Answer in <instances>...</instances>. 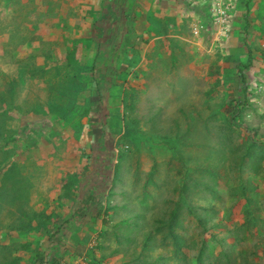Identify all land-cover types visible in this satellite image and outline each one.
<instances>
[{"label": "rangeland", "instance_id": "1", "mask_svg": "<svg viewBox=\"0 0 264 264\" xmlns=\"http://www.w3.org/2000/svg\"><path fill=\"white\" fill-rule=\"evenodd\" d=\"M175 1L193 14L190 32L187 30L190 39L192 36L199 38L208 31L217 34L223 41L231 37H235L236 41H231V38L229 43H225L226 46L214 45L211 48L206 47V41L198 42V51L192 48L186 50L189 44L193 47L195 41H186L185 46L181 41H173L176 49H172V45H163L165 41L160 42L158 51L162 52V56H167L169 52L176 54L177 57L171 60L172 65L178 69L168 72L171 75L163 71L160 75L156 74L158 78L154 79V89H151L150 84L144 87L142 83L136 82L137 75H130L128 70L124 73L122 65L127 55L131 54L125 52L127 45H124L120 54L111 56V60L115 58L117 61H111L104 69L106 74H103L99 84L105 85L98 95L103 97L106 104H96V108L100 109L94 111L88 105L82 108L85 102L83 96L77 98V103L71 99L67 101L65 97L66 104H60L57 112V116H60L56 119L45 118L53 113L56 105L47 101L42 90L45 84L38 78L33 81L36 88L33 86L34 94L30 98H42L39 103L32 101L27 104L21 101L27 97V90L21 94L19 101L0 100V120L6 121L9 115L13 118L11 123L0 127V264H87V251L95 249L100 240L104 241L98 235L101 229L106 228L104 221H110L111 217L113 224L120 221L119 215H113L107 208L127 204L133 213L146 212L148 221L157 217L167 218L170 210L177 206L181 186L185 183L193 188L192 194L201 207L199 213L204 217H214L210 225L204 227L196 215L183 210L185 220L177 228L182 236L190 244L192 241L200 244L204 242L215 252L213 257H219L223 248L231 247L239 256L248 257L250 264H264V225L252 231H242L240 228L245 223L247 210V200L238 190L243 183L248 188L255 184L262 208L258 213L264 217V181L250 175L253 167L251 161H242L245 154L242 144L248 143L244 138L250 133L246 126L233 134L224 133L222 127L225 126L221 127V124L210 120L209 110L222 96L228 95L223 83L235 75V63L244 66L250 63L244 71L245 85H251V91L256 96L255 105L262 118L249 111L247 124L259 126L255 139L264 140V14L263 19L253 16L256 15L252 12L253 7L249 10L246 7L248 0ZM132 7L130 9L134 12ZM243 11L248 12L240 13ZM200 31L196 37L195 33ZM241 34L244 35L243 41L240 39ZM16 37L21 40L19 31ZM133 40L134 37L129 38V41ZM40 43L30 41L28 44H32L31 47L37 44L39 51ZM235 43L240 46L235 49L231 47L228 52V45L235 46ZM129 47L140 51L142 49L133 44ZM36 52L28 49L18 55L31 53L33 58ZM239 52L245 53V56H238ZM228 56H232L234 63L225 60ZM228 63L229 67L224 66ZM0 64V69L3 67L11 71L6 64ZM183 64L188 70L192 68L190 76L183 71ZM117 69L124 73L117 74L119 80L126 82V88L132 89L127 91V96L123 92L124 87L117 86L120 82L115 86L108 82L109 75H115ZM45 72L55 74L49 70ZM139 84L141 90H138ZM108 91L113 95L107 100ZM132 93L139 99L137 108L136 99L135 111H132V103L128 102ZM93 96L99 98L96 94ZM124 99L126 101L123 104ZM55 101L59 103L60 99ZM108 101L109 108L113 109L106 113L105 122L102 121V111L104 106L108 107ZM116 101L118 103L114 108ZM18 107L22 110L16 109ZM9 108L18 111L10 113ZM156 108L160 109L158 111L162 112V116L148 115L155 112ZM222 115L220 112L218 118L223 119ZM197 122L196 126L192 124ZM20 125H28V132L36 135L14 137L8 141V136L16 135L13 128ZM102 130H106L109 136L107 140L111 139L116 148L112 145L105 148L106 142L103 144L98 139ZM225 136H230V145H234V149L229 158L220 163L216 158L219 155L218 141L225 139ZM26 144L34 146L35 150L27 149ZM202 156L212 160L200 163L199 160H204ZM243 166L248 169L241 172ZM210 167L221 168L217 188ZM69 189L72 191L68 192ZM208 206H213L215 212H205L204 208ZM100 209H103L101 213ZM41 210L45 211L46 218L42 221L44 226L39 230L37 225L41 220L34 215ZM79 211L82 212L78 217L71 220ZM66 219L71 221L58 236L51 238L61 224L66 223ZM153 222L156 227L160 225L152 221V226ZM113 229L110 228L111 231ZM91 230L96 232L91 234ZM224 237L226 242L223 246L220 242ZM105 244L111 250L121 246L113 239L105 241ZM23 247L27 249L23 251ZM184 251L189 257L194 256L192 249ZM123 257L122 254L115 255L108 258L105 264L130 262V258ZM191 260L195 261V257Z\"/></svg>", "mask_w": 264, "mask_h": 264}, {"label": "crops", "instance_id": "2", "mask_svg": "<svg viewBox=\"0 0 264 264\" xmlns=\"http://www.w3.org/2000/svg\"><path fill=\"white\" fill-rule=\"evenodd\" d=\"M259 1L248 0L246 7L248 10L253 7L252 12L256 13L253 16L263 19L264 1ZM256 2H258L257 6H255ZM131 6L134 7V12L130 9ZM128 9H130L129 12ZM247 12L240 13L246 14ZM46 14H54L55 17L48 19L49 17L43 16ZM192 18H194L193 14L181 7L175 0H133L131 2L130 0H0V61L11 69L9 71L2 67L0 71L8 74L18 72L21 75L29 72L30 64L33 62L31 61L32 52L18 55L20 52H26L29 49L38 53L34 54L35 57L32 58L34 65L39 64V67H44L46 60L48 61L46 71L64 70L65 66H69L68 70L73 73L77 72V66L82 71L85 68L96 67L99 77L102 78L103 74H106L104 69L109 63L117 61L115 58L111 60V56L120 54L122 47L127 45L125 52L131 54L127 55L122 65L124 73L125 70H128L130 75H137L138 81L136 82L142 83L144 87L150 84L151 89H154V79L158 78L156 74L160 75V72L163 71L171 75L168 72H175L178 69L172 65L171 60V58L177 57L176 54L169 52L167 56L164 54L162 56V52L158 51L160 42L165 41L163 45H172L171 48L176 49L177 46H174L173 41H181L183 46H185L186 41H195L194 46L191 47L189 44L186 50L192 48L198 51L199 43L203 41H206V47L210 48L214 45L224 47L231 38V41H236L235 37L223 41L217 37V34L208 31L199 38L192 36L190 39L187 30L190 32V20ZM261 19L259 20L262 22ZM262 27L264 28V24ZM18 31L21 33L22 41H39V43L41 41H55L52 60H48L41 52H38L37 44L33 47H31L32 44L19 45L18 42L21 40L16 37ZM240 36L242 40L244 35L241 34ZM133 37L134 40L129 41V38L132 39ZM16 40L18 41L16 42ZM156 42L157 44H155ZM130 44H133L134 47H142L141 51L129 47ZM39 46L41 47V45ZM239 46V43H235V46L228 45V52H230L231 47L235 49ZM4 53L13 54L16 64L11 56H8L4 62ZM238 54V56H245L243 52ZM231 57L228 56L225 60L235 61ZM228 65L230 64L224 66L229 67ZM182 67L183 71L190 76L192 68L188 70L185 64ZM146 72L154 73V75L150 76ZM124 73H120L117 69L116 74L111 75V77L115 79L118 77L117 74L122 75ZM227 74L228 70H226V76ZM159 77L162 78V76ZM233 79V77H229L223 84L227 85ZM128 80L130 81V78ZM119 82L121 86L123 82L120 80ZM140 86L139 84L138 90H141ZM89 92L82 94L85 102L89 99ZM44 95H46L45 91ZM99 98V101L102 102L103 97ZM108 99H110L109 96ZM118 101L115 102L114 108ZM74 102L77 103V98ZM107 104L108 107L104 106L103 109L108 108L109 113L110 109L113 108H109V101ZM59 107L60 104L56 105L53 113L44 117L47 119L58 118L60 116H57ZM82 108L84 109L83 105ZM97 109L100 108H96V105L92 107V111Z\"/></svg>", "mask_w": 264, "mask_h": 264}, {"label": "trees", "instance_id": "3", "mask_svg": "<svg viewBox=\"0 0 264 264\" xmlns=\"http://www.w3.org/2000/svg\"><path fill=\"white\" fill-rule=\"evenodd\" d=\"M44 17L50 19L54 18L55 15H43ZM42 20V19H40ZM17 42V41H16ZM30 41L21 40L18 42L19 45L25 46L28 45ZM56 42L55 41H43L40 43L41 49L38 52H41L48 60H52L54 46ZM18 46V47H21ZM37 53V52H36ZM34 53V54H36ZM38 54V53H37ZM11 53H4V62L6 61V58L8 56L12 57V60L16 64L15 58L12 56ZM35 57V56H34ZM33 57V58H34ZM31 64L29 72H25L22 75L18 72H14L11 74L1 72L0 71V100L1 101H19L21 100V94L28 91V95L26 98H24L23 102L29 103V102H35L39 103V101L42 98H38V100H35L30 98L33 92V81L35 79H39L42 81V84H45V87H42V90L46 92V98L47 101L52 102L54 105L58 104H66L65 97L67 101L71 99V101H74L79 96H83L82 94L84 92H89V95H91V98L94 94L100 97L98 95L102 89L104 88L105 83L99 84V80L101 77H99L98 70L96 67L90 68V69H84L83 71L77 66V72L71 73L68 69L69 66H65L64 70L59 71H53L55 74L50 75V72H47L46 74V66H48V61L46 60V63L44 67H36L34 65V59L31 57ZM2 62V61H0ZM250 63L247 65H238V68L240 69V72L243 73L247 68H249ZM87 70V71H86ZM111 75H109L108 82H112V86L116 85L119 82V76L113 80H111ZM52 83V84H51ZM108 86V83H107ZM120 87V85H117ZM35 87V86H34ZM36 88V87H35ZM135 89V88H134ZM109 90V89H108ZM132 90L124 88L125 96L128 95L127 91ZM112 91V90H111ZM36 97H38L37 94H35ZM112 93H109V98L112 97ZM57 98L60 99V102H56ZM94 98V96H93ZM137 95L132 93V97L128 100L132 103V109L136 110L138 107V101ZM96 99V98H94ZM90 100L87 103L83 105L84 108L89 107L92 110V107L96 104H99L101 101L99 99L96 100ZM137 99V105L135 108V102ZM86 100V99H85ZM126 100L124 99L123 104ZM103 103H105L104 100H102ZM91 105V106H90ZM241 102H238L237 105L234 104V102L231 103L229 106L234 111V117H233V123L229 125L226 134H233L237 129L241 128L243 120H242V114H241ZM129 107V104H128ZM12 108V107H11ZM10 109V113H15L18 110H22L21 107H18L15 109ZM24 108V107H23ZM8 109V110H9ZM1 110V109H0ZM7 110V111H8ZM25 110V108H24ZM106 111L103 109L102 111V118L105 119ZM236 115V116H235ZM240 120L238 123L237 120ZM13 118L9 115L6 121H2V124H0V127H3V125L11 123ZM140 121V119H138ZM106 122V120H104ZM106 124V123H105ZM141 124V122H140ZM28 125H20L16 128H13L15 130V136L13 137H7L9 139L8 141H11L10 139L17 137H23L30 135L31 137L35 136L31 132H28L27 129ZM101 128V127H100ZM2 130V128H0ZM109 136L107 135L106 130H102V135L100 134V137L98 139H101L102 143L104 144L106 142V147H109L112 145L114 147V143H112L111 139L107 140ZM27 149L33 151L35 150L32 146L30 147L28 144H26ZM252 147L259 149L260 146L258 144H253ZM107 149V148H106ZM249 158L250 160L254 161L253 167L250 169L251 173L250 175L256 176L257 179H261L264 181V150L261 151H255L254 154H252V151L249 153V156H245ZM241 172L248 169L247 167L243 166L240 168ZM6 178V177H5ZM248 181V180H247ZM216 188H217V182H216ZM193 188H191L187 183L183 184L181 186V197L177 202V206L174 207L170 212L168 213L167 218H158L155 220L148 221L145 217L146 212H138L133 213V210H130L128 205L125 204L123 207L119 206H113L110 208H107L106 210L112 211V214H118L119 215V222L113 224L112 223V217L110 218V221H104L106 228L102 230L101 236L104 238V241L100 240L99 243H97L95 249H92L91 251H87V264H105V261L110 258L114 257L115 255L122 254L123 258H130V262L124 261L121 264H250L249 258L246 256H239L235 249L233 248H223L220 252L219 257H213L215 252L212 248L207 246L204 242L196 243L192 241L193 243L190 244V242L182 236L180 231L177 229L183 224L185 217L183 215V210L187 211L188 214H194L198 217L199 223L206 227V224L210 225L211 221L213 220L214 215H210L209 217L202 216L201 212L199 213V209L201 208L200 205L197 203L198 199H196L192 194ZM240 194L245 197L250 191H253V188L250 189L246 186V184H241V186L238 188ZM72 189H69L68 192H71ZM219 191V190H217ZM67 192V193H68ZM251 204L255 203L256 207L254 211H248L247 212V220L245 229H250L251 227H258L260 228L264 225V219L262 218L261 214L258 215L255 213L258 210L257 203L251 199H247ZM85 203H88V201H84ZM61 205L59 206V208ZM121 208V215L119 214V210ZM45 210V208H44ZM41 210L37 214L35 213V217L39 218L40 224H38V229L40 230L43 225V219L46 218L45 211ZM209 210H212L215 212L213 206H208L204 208V211L207 212ZM103 209L99 210V213H101ZM79 211L76 215L72 216L78 217V214H80ZM99 215V214H98ZM40 216V217H39ZM28 218H34V217H28ZM26 218V219H28ZM70 219H66V223L64 222L59 227L58 231L52 235L51 238H54L56 235L58 236L59 233L62 232V229L67 225ZM161 220H164V222ZM152 221H155L156 224H160L159 226H153L151 225ZM163 223L165 225H163ZM261 224V225H260ZM109 225V226H108ZM96 226V225H95ZM114 228L112 231L110 230L111 227ZM34 228V227H33ZM166 228L167 231L164 229ZM212 228V226H210ZM124 232V233H119ZM206 230V229H205ZM140 232H143L140 234ZM111 233V234H110ZM140 234V235H139ZM113 235L115 238H113ZM161 235V236H159ZM159 236V237H158ZM100 237V238H102ZM140 237H143L142 239ZM110 239H113L119 244H121L120 247H116L115 249H110L106 246L105 241H109ZM141 240V244L138 246V241ZM220 242L222 245L226 242V237H224ZM28 246V244H26ZM224 246V245H223ZM27 248L23 247V251ZM191 250L194 252L195 261H192L187 252L184 250ZM162 250V251H160ZM97 251L100 253V256L97 255ZM215 256V255H214ZM239 256V258L237 257ZM239 260H241L239 262Z\"/></svg>", "mask_w": 264, "mask_h": 264}, {"label": "clouds", "instance_id": "4", "mask_svg": "<svg viewBox=\"0 0 264 264\" xmlns=\"http://www.w3.org/2000/svg\"><path fill=\"white\" fill-rule=\"evenodd\" d=\"M200 33H201V31L198 32V33H195V35L198 36ZM233 63H234V61H233ZM233 74H235V75L234 76L231 75V76L234 77L235 79H233V81L231 83L228 82L227 85L223 84V87L227 88L226 89V94H228V95L227 96H222L221 100L219 102L217 101L216 103L212 104L211 108H209V110H210V120H212L216 124L217 123L221 124V127H222V125H224L226 130L223 127H222V129H223L224 133H226L229 125L233 123V117H234V111L229 106L231 105L232 102H234L235 105H237L238 102L242 103V105H241L242 117L241 118L243 120V123H242V126H241L240 129L239 128L237 129V127H236V131H238V130L240 131L241 129L245 128V126H246V128H247L246 130L250 133L249 136L244 138V140L246 142H248V143H246L245 145H244V143L242 144V148H245V154L242 157V161L245 162V161L249 160V161L252 162V166H253L255 162L250 160L249 158H247L245 156H249V153L251 151H252V154H254L255 151L264 150V140L263 141H258V140L255 139V136L258 134L260 127L259 126L253 127V126L247 124V118H250V116L248 115V112L249 111H253L254 114L256 116L258 115L260 118H262V116H261L262 114L258 110L259 108L256 107L257 105H255L256 104L255 103L256 102V96L251 91V85L250 86L249 85H245L246 81H245V78H244V72L243 73L240 72V69L238 68V65H236V63H235V72ZM125 85H126V82L123 83L121 85V87L126 88ZM223 87H222V89H223ZM126 89H128V88H126ZM229 90H231V92ZM256 90H257V87H255V91ZM108 93H111V91L107 92V97H108ZM91 95L92 94H90V100H92ZM105 103H106V101H105ZM155 103L152 104V107L154 106ZM99 104H104V103L100 102ZM158 110H160V109L156 108L155 112H152L151 114H148V115L159 114L160 116H162L163 115L162 112H160ZM106 111H107L106 113L108 114V108L106 109ZM132 111H135V110H132ZM220 112L223 114L222 116H223L224 120L222 118L221 119L218 118ZM216 118H218V119H216ZM196 121H198V120L196 119ZM239 121L240 120L238 119L236 122L238 123ZM192 124L196 126V125H198V122L197 123H192ZM205 125H206V123H205ZM215 127L217 128V125ZM221 127L219 126L220 130H221ZM216 128L212 129V130H216ZM219 129H218V132H220ZM230 136H227V137L225 136L226 137L225 139H222V140L218 141V154L219 155L216 158L219 159L220 163L222 162V160L228 159L229 155H230V152L234 149V145H230V143H231L230 142L231 141ZM253 144H258L260 146V148L256 149V148L252 147ZM113 145L116 148L115 143ZM202 157L204 158V160H201V161L198 158L200 163L202 161L210 162V160H212V159H208L205 156H202ZM218 167L217 168H211L210 167V169H211V171H212V173L214 175L215 187H216V182L218 181V175H219V173H221V168H218ZM248 178H250V177H248ZM249 188L250 189L253 188V191H250L247 194V196H245V199L247 200L248 198H251L257 203L258 210L255 213L258 215L259 214L258 211H261L262 208H261V202L259 203V195L256 192L257 188L255 187V184L252 187H249ZM246 206H247V210L245 211V214H246V220H247V218H248L247 212L248 211H254V209L256 207V204L253 203V204L250 205L249 201L247 200ZM262 218L264 219V217H262ZM246 220H245L244 225H240V228H241L242 231H252L253 228H256V227H251L250 229H245ZM258 227L260 228V226H258ZM102 230L103 229H101V232L98 233L99 236L101 235ZM94 232H96V231L95 230H91L90 233L93 234ZM76 242L78 244L79 240H77ZM86 243H87V241H86ZM74 258H76V256ZM68 264H72V263L70 262Z\"/></svg>", "mask_w": 264, "mask_h": 264}, {"label": "built area", "instance_id": "5", "mask_svg": "<svg viewBox=\"0 0 264 264\" xmlns=\"http://www.w3.org/2000/svg\"><path fill=\"white\" fill-rule=\"evenodd\" d=\"M196 33H198V32H196Z\"/></svg>", "mask_w": 264, "mask_h": 264}]
</instances>
